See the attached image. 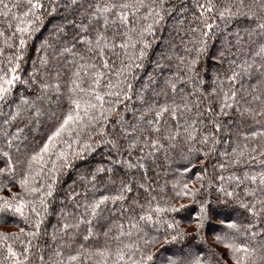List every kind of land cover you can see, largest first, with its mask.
Returning a JSON list of instances; mask_svg holds the SVG:
<instances>
[{
  "label": "trees",
  "instance_id": "obj_1",
  "mask_svg": "<svg viewBox=\"0 0 264 264\" xmlns=\"http://www.w3.org/2000/svg\"><path fill=\"white\" fill-rule=\"evenodd\" d=\"M8 2L11 3L13 0ZM39 2L44 5L37 13L41 16V21L36 23L35 31L24 34L26 45L23 57L20 61H14L20 65L18 69L20 79L14 83L6 98L0 100V170H2L0 197L11 198L13 194H20L24 195L25 199L33 198L23 192L17 181L23 176L27 157L33 150L38 151L47 135L54 130L56 117L67 111L69 107L66 95L67 82L75 70V65L80 62L78 56H74L72 52L65 53L63 49L75 45L74 52L83 55L84 46L78 43V35L94 40L96 30L100 28V25L94 22L87 32L80 33L76 27L80 22L87 23L89 5H94L96 0H77L75 5L71 0ZM196 2L197 0H165L161 11L163 18L153 25L151 33L144 35V41L148 44L145 56L134 60V64L139 66H134L127 74L132 85L128 98L124 99L122 96V103L118 105L119 117L123 118L124 126L130 131V126L136 124L142 115L145 119L152 118V115L146 112L149 105L166 102L180 105L185 100L190 101L193 105L191 112L180 114L177 120L165 117L173 128L179 124V138L171 142L163 141V147L157 146L155 151L141 143L130 153L126 150V145L130 139L135 138L131 136L121 142V147L125 148L121 154L113 151L110 145H102L91 153L86 152L83 160L74 161L73 167L61 175L54 197L48 200V209L43 213L37 237L32 239L29 261L26 264H52L53 259H60L55 257L56 251H60L62 258L66 259L68 255L74 254L81 244L90 250L107 247L114 252L117 247L115 239L117 236L121 244H127L137 241L140 237L150 238L157 235L156 228L160 225L154 226L153 222L158 218L180 220V227L185 232L194 233L195 222L192 217L198 212L199 204L193 202L191 196H176L185 184L189 189L199 190L195 195V201H209L214 213L212 222L205 224L199 236L193 235L183 244L166 246L157 255V264H167L169 257L187 262L193 255H199L208 264H236L230 250L225 247V243L233 241L249 248L245 264H264V215L252 216L238 203L242 201L251 206L254 200L264 196V193L259 191V179L255 184L250 180L239 183L229 179L235 176L243 180L245 172L249 175L264 172V164L258 162L248 161L240 165L231 163L235 156L234 148L239 151L245 149V146L250 149L264 144V135L259 134L264 133V113L254 115L264 108V95L261 100H255L252 92L253 86L258 89L256 94L264 92V85L261 84L264 81V70L260 67L264 60L252 55L258 46L264 43V39L257 34L249 38L247 29L255 28V24H249L244 18L226 23L215 11L205 14L207 22L215 21L216 26L210 30L208 37H202L201 32L209 30L202 27L200 19H194L199 16L195 7ZM199 2L205 3V0ZM212 2L218 11L234 0ZM245 3L251 4L253 0H245ZM26 10L27 6L24 5L12 9V14L8 17L0 15V31L5 34L0 36V48H3V54L0 55V70L4 72H7L8 58L16 53L15 46L19 44L20 33L16 32L17 24L25 27L22 21L34 20L31 15L28 17L22 15ZM13 16L16 18L13 19ZM193 27L199 31L193 33L191 31ZM58 28H63V31H57ZM123 31L124 29L119 26L115 29L109 27L106 35L111 38L114 32ZM256 32L258 33L259 29ZM236 33L242 37L240 44L236 42ZM8 36L12 37L10 41L14 45L12 48H7L3 44L5 37ZM194 37L207 41V52L199 57L193 71L188 72L186 65L196 58L194 48L198 45H194ZM115 42L121 43L122 37L117 34ZM141 47L142 45L138 43L135 49L129 48L127 53L138 55ZM115 52L118 55L106 54L110 67L102 70L108 78H113L112 73L121 66L122 59L125 63L128 62L124 49L117 48ZM41 57L47 59L46 65L41 64ZM245 61L252 65L248 72L241 74L234 84L228 81L227 77L233 71L242 73V69L236 65ZM173 83L176 85L175 91L171 87ZM42 84H48L49 87L44 89ZM57 84L58 91L54 87ZM105 84L107 79L102 80V85ZM106 90L104 87L99 89L101 94ZM231 90L237 92L236 102L229 100L228 103L233 106L224 109L227 114L217 115L221 112L219 104L224 101V91H228L230 95ZM197 103L199 108L194 106ZM209 103L212 105L211 113L208 112ZM37 107L43 113L39 117L35 115ZM198 112L202 115L198 116ZM119 117L113 115L110 119L107 125L110 132L114 127L117 129L121 127L117 123ZM210 120L214 123H209ZM193 121L196 123L193 124ZM216 123L220 125L219 131L216 129ZM189 125L196 129L192 140H189L184 132V128ZM253 132H257L258 135L253 137L251 135ZM204 135L209 136L207 144L200 143ZM213 139L217 142L213 143ZM210 148L212 151H209ZM121 158L137 167L128 168L124 163L112 162L113 159ZM260 159L261 157L257 155V161ZM9 161L12 164L11 172L7 170ZM139 164H143L144 167H139ZM221 164L225 167L221 168ZM98 166L105 168L110 166L113 172L99 173L96 180L92 181L91 174ZM197 175L203 176V180L198 181ZM221 176L225 178L223 181L219 179ZM41 182L42 177H36L35 186L39 187ZM123 184H128L132 191L125 192L124 200H118L115 204L109 200L102 206L99 215L91 218L93 236L88 241L83 239L89 228L87 223H81L78 229L70 227L60 231L65 223L75 225L81 217L88 220L90 211H85L86 202L90 204L94 200H99L101 196H115L120 193ZM221 186L228 191H234L235 195L224 196L217 191ZM245 188L249 190L255 188L257 191L254 195H245ZM72 191L80 192V196L69 199ZM180 203L189 205L191 215L189 212L180 214L162 212L158 216L155 212L157 207L167 208ZM256 207L259 208L260 205L257 204ZM26 215L32 217L34 221L33 213L28 211ZM147 215L152 217V222L140 220L141 216ZM5 219L8 222H0V232H19L20 228H24L25 232L34 231V228L29 227L21 217L8 214ZM133 223L140 231L131 228ZM230 224H235L236 227L230 228ZM108 230L110 231L106 237L104 233ZM121 231L131 232V235H120ZM160 235H163V230ZM217 237L221 240H217ZM21 239L25 245L28 243L27 236H21ZM23 246L17 242L15 249L22 251ZM5 255L4 249L0 248V261ZM99 259L93 257L86 264H96ZM113 259L114 255L109 259V264Z\"/></svg>",
  "mask_w": 264,
  "mask_h": 264
},
{
  "label": "snow or ice",
  "instance_id": "obj_2",
  "mask_svg": "<svg viewBox=\"0 0 264 264\" xmlns=\"http://www.w3.org/2000/svg\"><path fill=\"white\" fill-rule=\"evenodd\" d=\"M71 3L75 5L77 4V0H71ZM164 3L165 0H96L94 5H89L90 11H88L87 14V23L80 22L76 24L80 33L87 32L94 22L99 24L100 28L96 30L94 40L84 35H78V43L84 46L83 55L74 52L75 45H73L72 48L65 47L63 49L65 53L72 52L74 56H78L80 62L75 65V70L72 72L71 78L67 82L66 95L69 104L67 111L62 112L59 117H56L57 122L54 126V130L47 135L46 140L43 141L38 151L33 150L27 157L23 176L17 181L23 192L33 198L25 199V196L20 194H13L11 198L0 197V222L7 223L8 221L5 217L11 214L23 218L29 227L34 228V231L30 232H25L24 228H20L19 232H0V248L4 249L6 252L0 264H26V262L29 261L32 239H35L39 233L43 213L48 209L49 198L54 197L57 191V185L61 175L66 170L73 167L74 161L83 160L86 152L91 153L96 147L110 145L113 151L121 154L125 150V148L121 147V142L128 140L131 136H135V138L130 139L127 143L126 150L128 152L131 153L141 143H143L145 147L155 151L157 146L163 147V141L171 142L179 138V124L175 125V128H173L165 117L168 116L170 120H177L180 114L191 112L193 105L190 101L185 100L180 105L175 102L171 104L166 102L163 104L154 103L153 105H149L146 108V112L151 114L152 118L145 119L142 115L138 118L136 124L130 126V131L128 127L124 126V120L122 117H119L118 112V105L122 103L121 97L123 96L124 99H127L128 92L132 88L127 74L131 72L134 66H139L134 64V60H139L145 56V49L148 47V44L144 41V35L146 33H151L153 25L157 24L163 18L161 11ZM24 5L27 6V10L24 11L22 15L24 17L31 15L34 17V20L22 21L25 23V27H21L19 24L16 26V32L20 33L19 44L15 46L17 49L16 53L8 58L7 72L0 70V100L6 98L14 83L20 79L18 74L20 65L14 63V61H20L22 59L23 49L26 45L24 34L36 30V23L41 21V16L37 14L38 10L44 7L39 0H13L11 3H9L8 0H0V15L3 17H8L12 14V9H17ZM195 7L199 12V16L194 17V19H200L202 21V27L209 30L202 31V37H208L210 30L216 26L215 21L208 23L207 19H205L206 13L215 11L219 18L222 21H226V23L231 22L233 19L244 18L249 24H255V28L247 29L249 38H251L253 34H257L261 39H264V0H253L251 4H246L245 0H234L233 3L226 4L218 11L212 0H205V3H200L199 0H197ZM15 18L16 17L13 16V19ZM101 21L102 23H100ZM141 21L144 23L142 24ZM149 21L151 22L149 23ZM116 26L123 28L124 31L118 33L114 32L113 37L109 38L106 35L107 29L109 27L115 29ZM257 29H259L258 33L256 32ZM57 31H63V28H58ZM191 31L196 33L199 29L193 27ZM117 34L122 37V42L119 44L115 42V36ZM4 35V32L0 31V36ZM235 38L237 44L242 42V37L239 33L235 34ZM11 40L12 37H5L3 44L7 48H12L14 45L10 43ZM138 43L142 45L139 54H128L127 50L129 48L135 49ZM193 43L194 45H198L194 48L196 58L190 60L186 65L188 72L193 71L199 57L207 52V41L205 39H196L194 37ZM117 48L125 50V58L128 62L125 63L122 59L121 66L116 68L112 73L113 78H108L102 70L110 67L106 54L111 53L113 55H118V53L115 52ZM237 51H239V49H237ZM2 54L3 48H0V55ZM252 55L259 56L264 60V43H261ZM181 59L183 60V58ZM47 63V59L41 57V64L46 65ZM236 67L241 68L242 73L233 71L232 74L227 77V80L233 84L241 74H246L252 65L245 61L242 64L236 65ZM260 67L264 70V64L260 65ZM104 79H107V84L102 85V80ZM261 84L264 85V81H262ZM48 87V84H42V88L47 89ZM54 87L57 91L59 90V84ZM101 87L107 89L103 94L99 91ZM171 87L173 91H175V83H173ZM257 91V87L253 86V99L261 100L264 92L256 94ZM223 96L224 101L219 104L221 112L217 113V115L227 114L224 112V109L233 106L231 103H228V101L232 100L236 102L235 98L237 92L231 90V94L229 95L228 91H224ZM84 97H89V99H84ZM105 97H113L115 99L106 100ZM140 99L143 103V98L141 97ZM24 102L27 103V101ZM194 106L199 108L198 103ZM208 112H212L211 103L208 105ZM262 113H264V108H262L260 113H254V115H261ZM35 115L37 117L43 115L40 108H36ZM53 115L55 114L53 113ZM113 115L119 117L117 123L120 124L121 127L118 129L114 127V130L110 132L107 125ZM197 115H202V113L198 112ZM195 123L196 121H193V124ZM209 123H214V121L210 120ZM219 128V123H216L217 131H219ZM184 132L187 134V138L192 140L194 139L196 129L189 125L184 128ZM259 134L264 135V133ZM251 135L256 137L258 133L253 132ZM208 141L209 136L204 135L200 143L207 144ZM212 142L216 143L217 141L213 139ZM9 146H11V140H9ZM141 151H143V148H141ZM209 151H212V149L210 148ZM233 153L235 154L234 158L231 159L233 165L246 164L248 161L264 164V144L253 146L250 149L245 146V149H240L239 151L234 148ZM251 153H256L261 159L257 161V155H252ZM205 156H207V153H205ZM112 162L114 164L124 163L128 168L137 167V165H133L122 158L113 159ZM138 166L141 168L144 167L143 164H139ZM220 167L224 168L225 165L221 164ZM7 170L9 172L12 171L11 161L8 163ZM105 171L111 174L113 168L110 166L107 168L98 166L93 170L91 180L95 181L97 174ZM185 171H187V169H185ZM38 176L42 177V182L39 187L35 186L36 177ZM219 179L223 181L225 178L221 176ZM229 179L236 180L239 183L250 180L253 184L259 179V191L264 193V172L252 175L245 172L243 180L235 176ZM197 180H203V176L197 175ZM141 187H143V185H141ZM131 191L132 189L128 184H123L120 193L115 196H101L99 200H94L90 204L86 202L85 211H90V218L84 220L83 217H81L75 225L65 223L60 231H65L70 227L78 229L81 223H87L89 224V228L87 235H85L83 239L84 241H88L89 238L93 236L91 218L98 216L102 206L106 205L109 200L115 204L118 200H124L125 192ZM198 191V189H189L188 185L185 184L183 189L176 194L177 197L191 196L193 197V202L199 204L198 212L192 217V220L195 222L194 233L185 232V230L180 227V220L173 218L169 221L158 218L153 222L154 226L160 225V227L156 228L157 235L155 236L150 238L140 237L137 241L127 244H121L119 236H117L115 238L117 240V247L114 252L107 247L90 250L81 244L75 253L68 255L66 259L62 258V253L60 251H56L55 257L60 259H53L52 264H86V262L93 257L100 258L96 261V264H109V259L113 255L115 259L111 260V264H157L156 257L166 246L183 244L189 237L193 235L199 236L205 224H210L212 222L214 213L209 201H195V195ZM217 191L227 197H233L235 195L234 191H228L223 186L218 188ZM256 191L257 189L255 188L251 190L245 188V195H254ZM86 194L87 190H85V195ZM79 196L80 192L72 191L68 198L74 199ZM238 203L241 208H246L248 213L252 216L264 215V196L259 200H254L251 206L242 201H238ZM257 204L260 205L259 208L256 207ZM29 206L31 207L29 208ZM28 211L34 214V221L32 217L26 215ZM155 212L158 216L159 213L162 212L180 214L189 212V205L180 203L178 205L172 204L167 208L157 207ZM189 215H191L190 212ZM140 220L152 222V217L150 215L141 216ZM229 227L235 228L236 225L230 224ZM249 227H251V225H249ZM131 228H137V225L133 223L131 224ZM161 230H163L162 236L160 235ZM109 231L110 230L105 231L104 235L106 237ZM137 231H140V229L137 228ZM120 235H131V232L123 233V231H121ZM21 236H27L29 238L26 245L24 240L21 239ZM55 238L54 236L53 239ZM217 240H221V238L217 237ZM17 242L24 245L22 251H17L15 249ZM157 245H159V247H156ZM225 247L230 250L232 259L235 260L236 264H245L247 254H249V248L246 245H238L233 241L225 243ZM238 253L241 255H238ZM167 264H208V262L203 260L199 255H193L192 259L187 262L182 259L169 257Z\"/></svg>",
  "mask_w": 264,
  "mask_h": 264
}]
</instances>
